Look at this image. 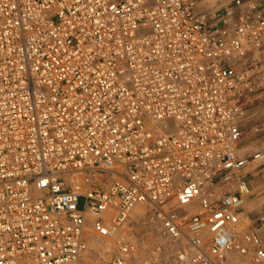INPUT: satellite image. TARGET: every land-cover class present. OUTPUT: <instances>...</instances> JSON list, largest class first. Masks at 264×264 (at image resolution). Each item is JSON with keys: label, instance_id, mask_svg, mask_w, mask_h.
<instances>
[{"label": "built area", "instance_id": "2783aa9c", "mask_svg": "<svg viewBox=\"0 0 264 264\" xmlns=\"http://www.w3.org/2000/svg\"><path fill=\"white\" fill-rule=\"evenodd\" d=\"M212 6L0 0V264H264V1ZM138 204L166 237L145 257Z\"/></svg>", "mask_w": 264, "mask_h": 264}, {"label": "rangeland", "instance_id": "374dc122", "mask_svg": "<svg viewBox=\"0 0 264 264\" xmlns=\"http://www.w3.org/2000/svg\"><path fill=\"white\" fill-rule=\"evenodd\" d=\"M209 2L212 5H216L218 4V0H209ZM259 53H261V55H264V50H253L250 52V55L255 54L257 57H259ZM259 59H257V63H258V67L254 68V72H258L259 70V65L261 64L260 61H258ZM256 107V106H255ZM252 112H256V117L251 118L250 122H253L255 120H259L260 118H264L263 115L260 116L258 115V112L254 109H251L248 111V113H252ZM248 131H247V135L248 137L246 138L245 142L246 144L244 146H247L245 148V151L249 152V153H253L257 150L263 149L264 148V143L261 139V137L259 135H250L251 131H250V126L248 125ZM264 167V164H261L260 166L253 168V167H249L246 168L249 170V172H255L258 169ZM245 169V170H246ZM85 204V200L84 198H80L79 200V207L83 208ZM146 214V208L144 206H142L141 211H137L136 214H130L129 217V221H131L134 224V228L137 232V234H139L141 237V239L143 240V248H142V252H141V256L145 257L146 255H148L150 253V251L153 249V247L157 244V243H166V237L163 236L159 230L158 227L152 226L150 224H144L142 223V218L144 217V215ZM242 228H245L244 225H241ZM94 237V236H93ZM168 244V242H167ZM164 260H166V263H159V264H174V260L168 256L165 255L163 257ZM26 264H34L31 261H27ZM92 264V262H91ZM227 264H245V261L238 255H232L230 256Z\"/></svg>", "mask_w": 264, "mask_h": 264}, {"label": "crops", "instance_id": "0c3cea01", "mask_svg": "<svg viewBox=\"0 0 264 264\" xmlns=\"http://www.w3.org/2000/svg\"><path fill=\"white\" fill-rule=\"evenodd\" d=\"M264 1V0H260ZM209 0H198V10H214ZM235 15L238 14V7L232 6ZM224 9L219 11V14L223 13ZM251 110V109H250ZM258 115L264 117V101L258 103L255 107ZM245 182L247 186V203L242 209V224L245 229L256 231L260 234L264 245V167L258 169L255 172L245 171Z\"/></svg>", "mask_w": 264, "mask_h": 264}, {"label": "bare ground", "instance_id": "6f19581e", "mask_svg": "<svg viewBox=\"0 0 264 264\" xmlns=\"http://www.w3.org/2000/svg\"><path fill=\"white\" fill-rule=\"evenodd\" d=\"M141 209H142V206L140 205V204H138V205H136L134 208H133V210H132V214L134 215V214H136L137 213V211L139 210V211H141ZM91 217H88V223H90V221H91ZM88 229H90V227L88 226L87 227V230ZM93 238V235H91V239ZM92 242H95V240L94 241H92ZM79 264H91V260L90 259H87V260H85V261H82V262H80Z\"/></svg>", "mask_w": 264, "mask_h": 264}]
</instances>
